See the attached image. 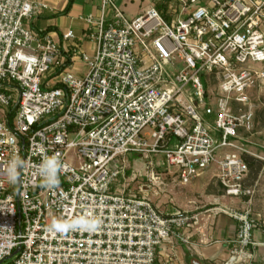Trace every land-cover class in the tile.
<instances>
[{"label": "built area", "instance_id": "obj_1", "mask_svg": "<svg viewBox=\"0 0 264 264\" xmlns=\"http://www.w3.org/2000/svg\"><path fill=\"white\" fill-rule=\"evenodd\" d=\"M98 1L88 55L70 29L61 46L29 26L46 5L0 0V264H170L157 250L189 244L200 213L125 193L124 155L161 154L183 185L212 172L232 199L252 194L244 156L264 162L241 142L264 84V0H163L132 18ZM214 210L237 222L223 264H247L250 209Z\"/></svg>", "mask_w": 264, "mask_h": 264}, {"label": "crops", "instance_id": "obj_2", "mask_svg": "<svg viewBox=\"0 0 264 264\" xmlns=\"http://www.w3.org/2000/svg\"><path fill=\"white\" fill-rule=\"evenodd\" d=\"M32 1L46 5L40 14L29 22V26L32 29L42 34H47L61 46L64 45L62 41L63 32L70 29L76 36L74 43L79 45L80 50L88 55L94 53L95 43L85 36L87 24L84 18L87 15H91L94 18L100 16L98 0H71V6L66 13H63V10L69 0ZM116 1L120 7L121 4L129 2V0ZM159 8L162 11V8ZM68 55L72 58L69 67L70 71L81 77L86 73V64L73 51L70 50ZM241 135V142L247 146L249 151L258 156H264V120L256 117L254 113L252 130L250 132L242 131ZM207 176L202 177V179ZM199 178L201 179V176ZM246 186L251 188V190L253 189V194L250 198L242 197L230 200L221 196L216 198L217 202L222 206L234 205L238 209H250L252 218L255 220L252 231L255 246L251 250L252 258L247 264H264V172H258ZM197 207L187 205L179 206L178 209L194 212L193 210H196ZM198 213H200V220L197 226L189 232V244H184L175 238H171L169 243H165L162 248L157 250V260L159 262L170 259V264H223L226 261L232 246L231 241L235 236L237 222L228 216L216 215L217 213L214 212L213 215L207 214L205 211L204 213ZM163 214H169V212Z\"/></svg>", "mask_w": 264, "mask_h": 264}, {"label": "rangeland", "instance_id": "obj_3", "mask_svg": "<svg viewBox=\"0 0 264 264\" xmlns=\"http://www.w3.org/2000/svg\"><path fill=\"white\" fill-rule=\"evenodd\" d=\"M161 1L163 0H129L128 3L121 4V9L127 18H132L148 7L159 4ZM214 85L215 82L214 84L212 83L209 85L210 91ZM209 95L210 98L207 100L208 106L214 108L213 97L215 94L212 95L210 93ZM251 99L255 105L254 113L256 114V117H260V119L264 120L263 84L257 90L255 89L251 92ZM207 117L209 116H205V118ZM208 121L212 122L210 119ZM250 158L251 161L248 166L249 177L247 176L244 182L245 186L258 174V172H264V162L260 159L257 160L252 157ZM124 159V176L118 179V184L125 186V193L132 192L136 195H142V193L146 194L148 199L159 212L170 213L179 210V206L194 205L198 206L196 210H193L194 212L204 213L205 211V213L212 215L214 212L217 213L216 215L222 214L228 216L227 214L214 210L217 207L224 206L217 202L216 197H223V190L216 179L212 176V172H205V174L201 175V179L197 178L192 183L183 185L175 176L177 169L175 167L168 166L161 154L145 158L139 154L128 153L124 155ZM149 161H153V164L158 163L157 167L154 168L155 174L158 175V180L154 184L147 187L148 182L145 177L148 171L147 167ZM205 176L207 177L202 179V177ZM122 188L119 186L120 190H122ZM250 197L251 196H246V198ZM230 199L232 198H227V200ZM225 207L228 209L236 208L234 205H228ZM179 211L183 212L182 210Z\"/></svg>", "mask_w": 264, "mask_h": 264}, {"label": "trees", "instance_id": "obj_4", "mask_svg": "<svg viewBox=\"0 0 264 264\" xmlns=\"http://www.w3.org/2000/svg\"><path fill=\"white\" fill-rule=\"evenodd\" d=\"M70 6H71V0L68 1L67 5L65 6V8L63 10V13H66L69 10ZM157 8L160 9L159 7H157ZM67 56H69V55H67ZM209 80H210V82H208L209 84H212V83L214 84L215 81L212 77H210ZM204 87H205V90H207L208 84L206 82H204ZM244 160L246 161L247 166H249V162L251 161V158L249 156H244Z\"/></svg>", "mask_w": 264, "mask_h": 264}]
</instances>
